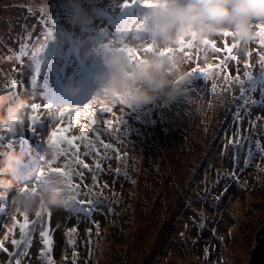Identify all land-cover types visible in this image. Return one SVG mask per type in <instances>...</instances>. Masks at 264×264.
I'll return each mask as SVG.
<instances>
[{"label": "rangeland", "instance_id": "1", "mask_svg": "<svg viewBox=\"0 0 264 264\" xmlns=\"http://www.w3.org/2000/svg\"><path fill=\"white\" fill-rule=\"evenodd\" d=\"M42 1L0 0V39L9 36L7 33L12 22L24 14L30 15L32 5L41 6ZM46 1L50 8L68 7V0ZM83 2L91 4L90 0ZM92 8L96 9L95 6ZM31 15L24 17L26 19ZM259 22L264 23L257 21L256 24ZM212 38L220 43L219 37ZM146 39H132V46L139 47ZM253 42L251 40L247 45ZM3 45L4 42H1L0 48ZM170 45L177 49L171 55L181 61L179 71L192 60L201 62L213 57L209 55L212 53L202 54L194 48L191 49L193 54H187L174 43ZM239 51L243 55V49L239 47ZM258 57L261 69L257 72L244 60L239 64L238 74L235 70L228 72L219 60L195 65L187 72V95L169 105H164L159 99L151 104L136 105L141 109L126 116L125 133L114 139L105 133L102 123L110 127L119 124V120L115 124L109 123L110 118H107L101 123L100 116L106 112L119 118L115 114L118 110L110 108L109 104L111 111L97 106L95 126L88 132V140L80 141L85 152H77L82 154L78 158L86 162H95L99 158L106 162V173L97 180L94 188L98 194L94 206L99 205L101 210L95 212L91 220V214L82 215L77 229H69V224L75 222L78 215L62 206L51 209L56 225L29 250L30 256L37 255L24 257L22 264H27L29 259L33 264H47L42 259L45 254L41 250L45 248L53 264H63V261L64 264H248L254 240L264 228V164L259 163L264 161V105L257 104L259 96L264 100V82L259 87L255 83L260 73L264 75V53L259 55L257 52L253 59ZM245 64L249 65L248 76H244ZM205 68H208L205 72L199 71ZM206 72L207 77L199 79ZM211 74L217 76L214 84L210 81ZM237 76L239 81L234 79ZM37 91L38 87L35 93ZM27 97V94L23 95V98ZM63 97L71 99L68 93ZM244 99H248L244 110L260 113L254 127L240 120ZM74 103L73 106L82 104L77 100ZM121 107L125 110L124 104ZM249 116L247 123L251 124L252 116ZM246 130L252 137L251 144L249 138L242 136ZM93 132L108 146L101 149L105 154L102 157L97 148L91 149L89 140ZM7 134H0V141L5 144L10 143ZM233 140L239 142L232 143ZM235 155L237 158H234ZM85 165L81 164L78 172L84 177L91 172L90 165ZM232 167L234 174L230 175L225 185L224 176L230 173ZM223 169H228V172ZM214 187H217L216 191H212ZM206 190L210 195H204ZM201 196L208 203L200 201ZM217 196L219 201L213 199ZM236 202L237 207L233 208ZM210 204L217 206L210 207ZM201 212L209 227L197 226ZM12 223V220L5 222L9 229L7 235L2 233L4 242L11 240ZM78 229L80 232H77ZM241 235H246V239L241 240ZM45 239H53L54 248H48ZM237 243L242 246L244 259L241 253L228 250ZM36 245L39 250H36Z\"/></svg>", "mask_w": 264, "mask_h": 264}, {"label": "clouds", "instance_id": "2", "mask_svg": "<svg viewBox=\"0 0 264 264\" xmlns=\"http://www.w3.org/2000/svg\"><path fill=\"white\" fill-rule=\"evenodd\" d=\"M68 5L69 23L88 32L91 16L82 0H68ZM148 8L151 11L142 18L140 27L150 33L152 50L139 59L128 54L131 46H105L91 34L76 42L82 58L98 56L102 61L96 74L99 95L111 101L122 100L129 107L151 104L158 99L169 105L187 95L188 74H180L178 58L163 52L177 38L195 33L201 39H209L232 32L241 45H247L256 36V22L264 21V0H155ZM72 34L66 32L61 39ZM8 89L0 85V134L15 135L31 119L33 102L23 97L13 101ZM23 159L24 153L16 149L0 153V191L14 184ZM71 195L64 177L51 174L43 179L34 195L18 189L16 198L27 211L41 206L51 210Z\"/></svg>", "mask_w": 264, "mask_h": 264}, {"label": "snow or ice", "instance_id": "3", "mask_svg": "<svg viewBox=\"0 0 264 264\" xmlns=\"http://www.w3.org/2000/svg\"><path fill=\"white\" fill-rule=\"evenodd\" d=\"M141 2L149 7L152 6L155 3V0H141ZM259 28V31L256 32V37L260 39L261 44H264V25H257ZM222 35L224 36H233L235 37V33L232 32H225ZM176 45H179L180 49H183L185 47H191L194 43L207 46L209 44L208 39H201L199 38L195 33H187L183 35L182 37L177 38L176 41L173 42ZM172 43V44H173ZM152 50V45L148 44L145 46L143 51L145 53H149ZM177 51L176 48L168 47L166 49H163L164 53H173ZM128 54L133 59H139L140 56L138 55V51L133 48L127 49ZM245 72L244 76H248L249 72L247 71L249 65L245 64ZM199 71L204 72L205 70L200 69ZM236 81H239V76L234 78ZM123 104L122 100H116ZM109 100L106 96H95L93 97L87 104L79 105V106H68V107H62V108H52L51 106H41L39 104H33L31 105V112H30V118L36 119L38 111L43 108L46 109L49 114L58 122L57 126L51 129V134L47 137L48 143L53 147V160L48 161V167L47 169H42L40 177L37 179L36 182L29 184H26L19 188V191L21 193L25 194H35L38 191L40 183L43 181V178L48 176L49 174H58L64 177L65 181L69 183L71 186L78 188L79 185L74 184L72 181V170H71V162L66 163L64 167H54L52 166L53 163L56 161V159L60 156L67 157L69 153L71 152V155L73 157V161L75 163L83 164L84 162L79 160L76 153L72 151L77 147L76 141H87L88 140V132L91 131L92 127L95 126V108L97 106H100L102 109L106 111H111V109L108 107L109 103L116 102ZM82 119L88 120V125L84 126V130L80 132L79 137H71L68 133L71 131L73 124L78 123ZM111 123V122H109ZM239 142L236 140H233L232 143ZM86 147H90V145L86 144ZM105 147H108L105 145ZM86 167V165H85ZM230 174H225L224 176V183L227 185L228 179H230ZM217 183V182H214ZM218 187V185H217ZM217 187H214L212 191H216ZM225 191H227L225 187ZM205 196L210 195V193L206 190L204 193ZM200 201L203 200V197H199ZM213 199L219 201L220 197H214ZM19 201H14V203ZM204 203H208V201L203 200ZM210 207H216L217 205L210 204ZM189 208H191V204H189ZM45 214L50 215L49 209H47L45 206L39 207V209L36 211V216L43 218ZM21 215L24 216V222L19 224V228L21 231V234L23 235L25 233V230L28 225V211L24 209V211L21 213ZM200 220L197 224L198 227H204V221L206 220V217L203 212L199 214ZM41 236H45V233H41ZM17 241H13V244H16ZM44 243L47 245L49 244V241L47 239L44 240ZM3 247L2 241H0V248ZM7 251V249H4ZM47 264H53V261L50 257H46ZM17 264H19V261H17Z\"/></svg>", "mask_w": 264, "mask_h": 264}, {"label": "water", "instance_id": "4", "mask_svg": "<svg viewBox=\"0 0 264 264\" xmlns=\"http://www.w3.org/2000/svg\"><path fill=\"white\" fill-rule=\"evenodd\" d=\"M264 228L257 234L254 243L252 245V257L249 259V264H264Z\"/></svg>", "mask_w": 264, "mask_h": 264}, {"label": "bare ground", "instance_id": "5", "mask_svg": "<svg viewBox=\"0 0 264 264\" xmlns=\"http://www.w3.org/2000/svg\"><path fill=\"white\" fill-rule=\"evenodd\" d=\"M101 4H103V5H108V3H106V2H104V3H101ZM41 5H42V8L44 9V8H46L47 6H50L49 4H48V2L46 1V0H44V1H42L41 2ZM50 9V8H49ZM49 9H48V11H49ZM35 166H36V163H33V165L31 166V168H32V170H31V173L33 172V170L35 169ZM233 208H235V207H237V202L235 203V204H233ZM240 238H241V240L242 239H246V235H241L240 236ZM262 239H264V237H262ZM228 250L230 251V252H239V253H241L242 254V258L244 259V256H243V249H242V246L239 244V243H237L234 247H232V249L231 248H228ZM238 260H240V259H238ZM241 261V260H240Z\"/></svg>", "mask_w": 264, "mask_h": 264}]
</instances>
